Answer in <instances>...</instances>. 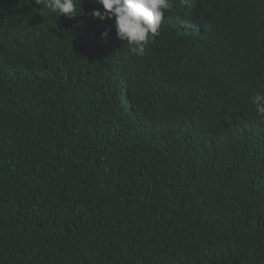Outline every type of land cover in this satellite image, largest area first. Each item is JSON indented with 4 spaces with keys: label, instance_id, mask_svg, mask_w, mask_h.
<instances>
[{
    "label": "trees",
    "instance_id": "16d2710c",
    "mask_svg": "<svg viewBox=\"0 0 264 264\" xmlns=\"http://www.w3.org/2000/svg\"><path fill=\"white\" fill-rule=\"evenodd\" d=\"M171 2L0 0V264H264V0Z\"/></svg>",
    "mask_w": 264,
    "mask_h": 264
},
{
    "label": "clouds",
    "instance_id": "9594fccd",
    "mask_svg": "<svg viewBox=\"0 0 264 264\" xmlns=\"http://www.w3.org/2000/svg\"><path fill=\"white\" fill-rule=\"evenodd\" d=\"M104 11L93 10L92 17L100 21L114 18L117 38L126 42L130 51L137 55H145L147 46L154 42L161 33L165 12L173 7L171 0H98ZM40 12L48 9L58 16L69 19L79 12L76 0H35ZM108 35L107 30L101 34ZM257 114L264 122V94L253 97Z\"/></svg>",
    "mask_w": 264,
    "mask_h": 264
}]
</instances>
